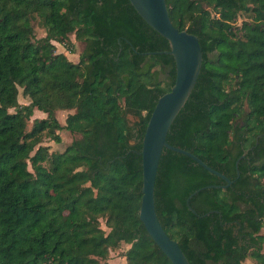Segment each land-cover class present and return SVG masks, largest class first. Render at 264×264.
<instances>
[{"label":"trees","instance_id":"16d2710c","mask_svg":"<svg viewBox=\"0 0 264 264\" xmlns=\"http://www.w3.org/2000/svg\"><path fill=\"white\" fill-rule=\"evenodd\" d=\"M166 1L203 51L167 141L233 183L165 148L158 218L191 264H264V0ZM72 33L78 62L53 43ZM169 50L130 0H0V264H110L122 243L127 264H172L139 217L143 139L176 80ZM58 110L73 111L65 125ZM62 129L75 138L51 152L43 139L62 143Z\"/></svg>","mask_w":264,"mask_h":264},{"label":"water","instance_id":"95a60500","mask_svg":"<svg viewBox=\"0 0 264 264\" xmlns=\"http://www.w3.org/2000/svg\"><path fill=\"white\" fill-rule=\"evenodd\" d=\"M130 2L147 24L167 38L170 50L165 51V53L171 54L176 64L175 83L170 91L159 97L143 139L141 152L143 186L139 217L154 242L168 256L172 264H191L179 242L167 234L158 218L155 203V184L159 163L165 148L192 157L204 168L224 179L227 182L224 187L233 183L227 176L209 166L192 152L171 145L167 141V135L173 122L195 88L203 65V51L197 35L187 30H180L173 24L166 0H130ZM245 155L246 153L238 159L237 168L239 161ZM238 175H240L239 172ZM207 187L195 191L188 198V202L191 197Z\"/></svg>","mask_w":264,"mask_h":264},{"label":"rangeland","instance_id":"374dc122","mask_svg":"<svg viewBox=\"0 0 264 264\" xmlns=\"http://www.w3.org/2000/svg\"><path fill=\"white\" fill-rule=\"evenodd\" d=\"M246 18H248V15H245V14L241 15L238 19V24H240L241 21L243 19H246ZM33 23H34V40H39V39L45 37L46 36V30L41 25V22L39 21V19L33 21ZM53 43L56 46V52L57 53L66 54L67 57L74 62L79 61V56H80V53L82 52V50L84 48V44L75 38L74 33L69 35V39L67 41V43H68L67 46H64L63 44H61L57 41H54ZM68 48H73L74 51L71 52L70 49H68ZM20 92H21L19 95L20 103L21 104L29 103V100L26 99L22 95V90H20ZM70 113H73V111L72 110H58L57 111L56 116L62 125L66 124V119ZM45 116H46V114L42 113L41 111H36L34 116L31 119L30 126L33 124V120L35 118H43ZM131 119L134 120L133 117H131ZM59 133L62 137V143H56L54 140H52L49 137H45L43 139V145L50 146L51 152H62V151H64L66 149V147L75 138V136L66 129H62L61 131H59ZM101 226L104 229H106L107 231H109V229L106 227L104 219H101ZM261 233L264 234V225H263ZM128 248H129V245L122 243L118 247L111 249L110 253H109V257H108V262L110 264H127V260L124 256V254ZM249 262H251V261L249 260Z\"/></svg>","mask_w":264,"mask_h":264}]
</instances>
